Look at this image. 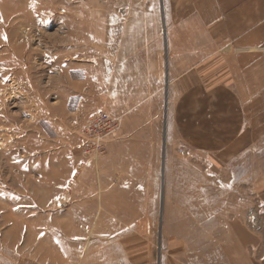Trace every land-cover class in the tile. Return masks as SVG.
Returning <instances> with one entry per match:
<instances>
[{
  "label": "rangeland",
  "instance_id": "obj_1",
  "mask_svg": "<svg viewBox=\"0 0 264 264\" xmlns=\"http://www.w3.org/2000/svg\"><path fill=\"white\" fill-rule=\"evenodd\" d=\"M155 11L142 0H0V264L206 263L197 228L227 218L189 211L200 202L184 200L182 168L163 166L152 185L151 170L131 167L132 137L111 149L120 131L104 156L80 150L102 100L104 35Z\"/></svg>",
  "mask_w": 264,
  "mask_h": 264
},
{
  "label": "crops",
  "instance_id": "obj_2",
  "mask_svg": "<svg viewBox=\"0 0 264 264\" xmlns=\"http://www.w3.org/2000/svg\"><path fill=\"white\" fill-rule=\"evenodd\" d=\"M142 2L157 18L104 35L92 112L122 118L111 149L132 137L152 185L182 168L189 211L227 218L198 226L204 264H264V0Z\"/></svg>",
  "mask_w": 264,
  "mask_h": 264
},
{
  "label": "built area",
  "instance_id": "obj_3",
  "mask_svg": "<svg viewBox=\"0 0 264 264\" xmlns=\"http://www.w3.org/2000/svg\"><path fill=\"white\" fill-rule=\"evenodd\" d=\"M122 118L113 116L106 111L93 114L88 123L83 127L81 134V154L91 161L92 158L104 156L107 145L118 137ZM183 154V152H181ZM86 163H78L73 173V181L86 168Z\"/></svg>",
  "mask_w": 264,
  "mask_h": 264
},
{
  "label": "bare ground",
  "instance_id": "obj_4",
  "mask_svg": "<svg viewBox=\"0 0 264 264\" xmlns=\"http://www.w3.org/2000/svg\"><path fill=\"white\" fill-rule=\"evenodd\" d=\"M81 174V173H80Z\"/></svg>",
  "mask_w": 264,
  "mask_h": 264
}]
</instances>
